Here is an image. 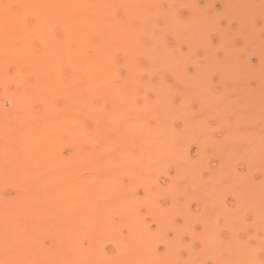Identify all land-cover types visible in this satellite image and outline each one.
<instances>
[{"label": "rangeland", "instance_id": "obj_1", "mask_svg": "<svg viewBox=\"0 0 264 264\" xmlns=\"http://www.w3.org/2000/svg\"><path fill=\"white\" fill-rule=\"evenodd\" d=\"M80 6L95 25L88 42L79 47L91 54L99 48L96 42L106 38L105 46L115 55L107 80L132 105L106 131L114 145L110 153L119 154L116 137L121 128L129 127L127 138L136 137L130 126L138 121L151 130L146 139L127 144L142 175L123 171L119 177L133 193V215L151 232H159L156 248L164 251L167 241L178 236L181 259L198 249L200 237L183 225L190 216L200 231V213L209 209L224 239L233 232L251 246L252 259L245 264H262L264 0H80ZM158 89L165 106L153 104L146 111L142 101L155 102ZM96 100L112 117L113 93ZM0 101L9 106L5 94L0 93ZM92 172L91 167L81 169L83 175ZM6 192L14 195L17 187ZM147 200L156 208L148 207ZM173 204L169 224L161 228L160 208ZM127 233L124 226L120 235ZM101 245L115 251L112 240ZM221 252L230 253L228 248Z\"/></svg>", "mask_w": 264, "mask_h": 264}, {"label": "bare ground", "instance_id": "obj_2", "mask_svg": "<svg viewBox=\"0 0 264 264\" xmlns=\"http://www.w3.org/2000/svg\"><path fill=\"white\" fill-rule=\"evenodd\" d=\"M80 7V0H0V93L9 101H0V264H245L251 246L233 232L224 239L209 209L200 213V231L187 217L183 229L200 237L201 245L184 259L178 236L159 251V232L133 215L136 202L119 173L142 175L127 144L146 139L151 130L137 120L130 126L136 137L127 138L129 127L121 128L119 154L110 153L114 145L106 131L132 105L107 80L115 55L106 38L91 54L79 47L95 25ZM52 24L57 27L50 29ZM158 90L155 102L142 101L146 111L165 106ZM108 92L112 117L96 100ZM86 167L93 172L83 175ZM10 186L17 187L14 195L6 192ZM175 209L161 206V228ZM104 239L114 242V252L102 247Z\"/></svg>", "mask_w": 264, "mask_h": 264}]
</instances>
